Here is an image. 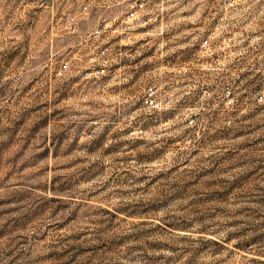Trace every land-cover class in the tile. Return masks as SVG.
Listing matches in <instances>:
<instances>
[{
    "label": "rangeland",
    "instance_id": "1",
    "mask_svg": "<svg viewBox=\"0 0 264 264\" xmlns=\"http://www.w3.org/2000/svg\"><path fill=\"white\" fill-rule=\"evenodd\" d=\"M143 1L0 0V264H264V0Z\"/></svg>",
    "mask_w": 264,
    "mask_h": 264
},
{
    "label": "built area",
    "instance_id": "2",
    "mask_svg": "<svg viewBox=\"0 0 264 264\" xmlns=\"http://www.w3.org/2000/svg\"><path fill=\"white\" fill-rule=\"evenodd\" d=\"M108 6H123L125 3V16L120 23L105 24L100 26L93 33L96 37H108L115 35L129 34L133 28V23L140 21L143 17V11L145 10V3L143 0H107ZM88 4L83 5V11L88 10ZM70 27L74 30L73 18L68 19ZM204 47L209 46V41H202ZM109 47L103 46L97 53L90 56V62L95 65V69L92 71L97 76L104 75L107 72L106 58L108 56ZM171 99H165L164 101L159 99L157 91L153 85L147 87L146 92L143 96V104L150 110L157 111L161 110L164 104H169ZM228 104L233 103V98L228 95Z\"/></svg>",
    "mask_w": 264,
    "mask_h": 264
}]
</instances>
